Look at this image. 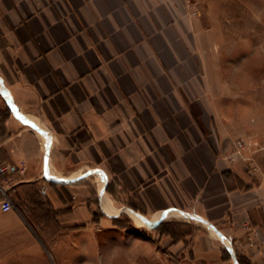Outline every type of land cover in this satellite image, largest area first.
Returning a JSON list of instances; mask_svg holds the SVG:
<instances>
[{"label":"crops","instance_id":"0c3cea01","mask_svg":"<svg viewBox=\"0 0 264 264\" xmlns=\"http://www.w3.org/2000/svg\"><path fill=\"white\" fill-rule=\"evenodd\" d=\"M227 83L187 0H0V166L16 167L12 201L44 185L45 202L25 203L68 211L49 219L74 227L58 230L57 264L68 238L119 232L121 208L150 221L140 257L264 264V111L255 88L249 107V91ZM237 139L250 147L233 161ZM2 200L1 243L21 226ZM23 239L11 264H52L37 237Z\"/></svg>","mask_w":264,"mask_h":264},{"label":"rangeland","instance_id":"374dc122","mask_svg":"<svg viewBox=\"0 0 264 264\" xmlns=\"http://www.w3.org/2000/svg\"><path fill=\"white\" fill-rule=\"evenodd\" d=\"M189 6L195 8L197 16L203 18L212 28L213 39L217 43L220 57V72L227 80L229 91L240 88L249 91L248 106H251V89L259 94V104L264 111V0H187ZM251 116V115H249ZM262 117V115H260ZM260 117V118H261ZM250 118V117H248ZM264 118V114H263ZM101 179L96 182L100 188ZM105 184L100 188L104 194ZM27 195V197H26ZM22 203L13 201L14 216L20 220V231H10L2 235L0 242V260L3 264H11L12 239L19 236L20 244H26L24 235L30 233L37 237L52 264H57L52 248L62 232H71V226L50 225L49 219L61 218L68 211H59L41 206H28V202H45L39 192L26 194ZM105 212L101 208L100 216ZM116 227L119 232H112L110 227L100 228L98 242L94 239L68 238L62 242L61 259L63 264H162L156 258L140 257V241L152 232L147 223L138 226L131 215L121 210L118 212ZM67 217V216H66ZM69 217V215H68ZM10 223L11 217L2 218ZM58 231V232H57ZM133 232L135 237H130ZM15 233L16 235H13ZM133 252L131 257L129 251Z\"/></svg>","mask_w":264,"mask_h":264},{"label":"built area","instance_id":"2783aa9c","mask_svg":"<svg viewBox=\"0 0 264 264\" xmlns=\"http://www.w3.org/2000/svg\"><path fill=\"white\" fill-rule=\"evenodd\" d=\"M250 147V143L245 141L244 139H237L235 141V157L231 158V160H236V158H241L244 156L245 151ZM16 171V167L10 165H1L0 166V178L5 183H0V193L3 196V200L1 203V210L3 212H9L14 209L13 201L9 189L6 187V183L10 180V175H12ZM40 193L43 196L47 195V187L42 186L40 188Z\"/></svg>","mask_w":264,"mask_h":264},{"label":"bare ground","instance_id":"6f19581e","mask_svg":"<svg viewBox=\"0 0 264 264\" xmlns=\"http://www.w3.org/2000/svg\"><path fill=\"white\" fill-rule=\"evenodd\" d=\"M101 178V177H100ZM102 181H100V186H102ZM103 207L104 210L108 213H114L115 211V207L114 204L112 202V200L106 195L103 198ZM131 217L133 218L134 222L138 225V226H142L144 224V221L139 218L137 215H135L134 213H130Z\"/></svg>","mask_w":264,"mask_h":264},{"label":"water","instance_id":"95a60500","mask_svg":"<svg viewBox=\"0 0 264 264\" xmlns=\"http://www.w3.org/2000/svg\"><path fill=\"white\" fill-rule=\"evenodd\" d=\"M28 124L31 126V127H33L34 129H36L37 131H39V132H41V133H43L44 134V132L41 130V129H39L34 123H32V122H28ZM51 181H55V182H58V183H68L69 181H67V180H61V179H55V178H49ZM135 215H137L139 218H141L145 223H150V221L149 220H147V219H145L144 217H142L140 214H138V213H136V212H134V211H132Z\"/></svg>","mask_w":264,"mask_h":264},{"label":"trees","instance_id":"16d2710c","mask_svg":"<svg viewBox=\"0 0 264 264\" xmlns=\"http://www.w3.org/2000/svg\"><path fill=\"white\" fill-rule=\"evenodd\" d=\"M115 223H116V220H115ZM160 227V225L159 226H157V228H159Z\"/></svg>","mask_w":264,"mask_h":264}]
</instances>
